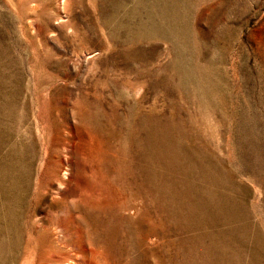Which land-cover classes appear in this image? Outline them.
<instances>
[{"label":"rangeland","instance_id":"1","mask_svg":"<svg viewBox=\"0 0 264 264\" xmlns=\"http://www.w3.org/2000/svg\"><path fill=\"white\" fill-rule=\"evenodd\" d=\"M0 264H264V0H0Z\"/></svg>","mask_w":264,"mask_h":264}]
</instances>
